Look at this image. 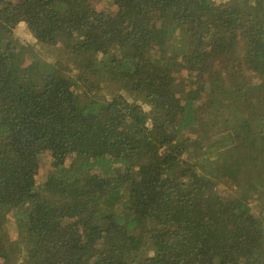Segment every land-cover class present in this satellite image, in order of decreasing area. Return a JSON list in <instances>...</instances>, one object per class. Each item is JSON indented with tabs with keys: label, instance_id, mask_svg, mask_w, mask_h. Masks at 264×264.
<instances>
[{
	"label": "trees",
	"instance_id": "16d2710c",
	"mask_svg": "<svg viewBox=\"0 0 264 264\" xmlns=\"http://www.w3.org/2000/svg\"><path fill=\"white\" fill-rule=\"evenodd\" d=\"M0 264H264V0H0Z\"/></svg>",
	"mask_w": 264,
	"mask_h": 264
},
{
	"label": "rangeland",
	"instance_id": "374dc122",
	"mask_svg": "<svg viewBox=\"0 0 264 264\" xmlns=\"http://www.w3.org/2000/svg\"><path fill=\"white\" fill-rule=\"evenodd\" d=\"M24 30L25 29L21 26L17 33L19 34V32H20V35L21 36L23 35L25 40H29L30 39L29 35L26 32H24ZM111 92H113V90L111 88H109V90H107V93H111ZM146 109H147V107H146ZM50 159H51L50 153H46L44 156H42L41 167H40V170H39L38 175H37V178L39 181H41V179L45 180L44 169L46 171H48V173L51 170L50 165H49ZM12 236H13V234H12Z\"/></svg>",
	"mask_w": 264,
	"mask_h": 264
}]
</instances>
